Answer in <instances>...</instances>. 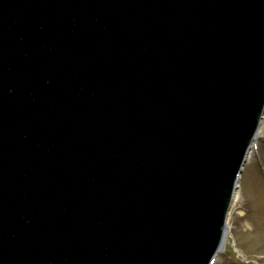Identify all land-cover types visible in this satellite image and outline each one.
Segmentation results:
<instances>
[{"label": "water", "instance_id": "obj_1", "mask_svg": "<svg viewBox=\"0 0 264 264\" xmlns=\"http://www.w3.org/2000/svg\"><path fill=\"white\" fill-rule=\"evenodd\" d=\"M264 113V0H0V264H207Z\"/></svg>", "mask_w": 264, "mask_h": 264}, {"label": "rangeland", "instance_id": "obj_2", "mask_svg": "<svg viewBox=\"0 0 264 264\" xmlns=\"http://www.w3.org/2000/svg\"><path fill=\"white\" fill-rule=\"evenodd\" d=\"M232 244L228 245L216 264H264V121L256 149L247 163L229 219Z\"/></svg>", "mask_w": 264, "mask_h": 264}, {"label": "bare ground", "instance_id": "obj_3", "mask_svg": "<svg viewBox=\"0 0 264 264\" xmlns=\"http://www.w3.org/2000/svg\"><path fill=\"white\" fill-rule=\"evenodd\" d=\"M237 198H238V192H237V194H236V197H235L234 201H236ZM229 244H232V240H231V237H230V236H228V238H227L226 241H225V244H224V251L227 250Z\"/></svg>", "mask_w": 264, "mask_h": 264}]
</instances>
